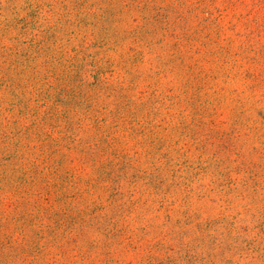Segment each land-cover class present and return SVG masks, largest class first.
Masks as SVG:
<instances>
[{"label":"rangeland","instance_id":"1","mask_svg":"<svg viewBox=\"0 0 264 264\" xmlns=\"http://www.w3.org/2000/svg\"><path fill=\"white\" fill-rule=\"evenodd\" d=\"M0 264H264V0H0Z\"/></svg>","mask_w":264,"mask_h":264}]
</instances>
